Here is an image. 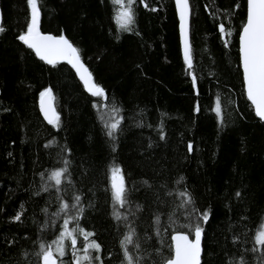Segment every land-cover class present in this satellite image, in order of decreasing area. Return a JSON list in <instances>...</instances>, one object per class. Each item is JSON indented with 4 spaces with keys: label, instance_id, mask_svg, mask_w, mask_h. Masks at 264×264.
Returning <instances> with one entry per match:
<instances>
[{
    "label": "trees",
    "instance_id": "obj_1",
    "mask_svg": "<svg viewBox=\"0 0 264 264\" xmlns=\"http://www.w3.org/2000/svg\"><path fill=\"white\" fill-rule=\"evenodd\" d=\"M37 2L39 31L64 36L107 99L87 94L67 64H48L19 41L27 0H0V264H41L40 245L55 253L65 219L70 230L95 233H76L78 256L91 241L100 245L99 253L89 249L100 256L91 264H127L121 241L131 230L130 255L162 264L170 235L190 236L196 225L200 264H264L255 243L264 224V122L244 96L237 57L244 0H188L191 68L172 0H134L127 31L117 21L127 0ZM48 89L58 125L37 109ZM113 118L122 119L109 136ZM65 167L57 187L48 177ZM113 167L125 178L124 208L112 201ZM64 246L63 264H74L69 239Z\"/></svg>",
    "mask_w": 264,
    "mask_h": 264
},
{
    "label": "snow or ice",
    "instance_id": "obj_2",
    "mask_svg": "<svg viewBox=\"0 0 264 264\" xmlns=\"http://www.w3.org/2000/svg\"><path fill=\"white\" fill-rule=\"evenodd\" d=\"M117 4H122V0H114ZM248 11L246 23L242 28V33L240 35V51L242 55V67L244 72V80L247 88L248 99L255 106L256 115L264 120V0H247ZM28 5L31 8V22L27 27V32L20 35L18 38L30 49H33L36 55L49 64H55L58 59H66L73 68L80 73V79L84 82L86 89L95 97H102L107 99L104 89L99 87L96 83L92 81L91 74L80 61L78 50L73 47V45L64 37L60 36L58 39L48 35H41L39 32V15L40 11L38 8L37 0H27ZM134 0H127V7L120 13L117 17V21L122 30H129V25L133 23L134 13L132 12L131 5ZM178 7H180V18L182 21L181 27L183 29L186 18V13L188 10V0H176ZM221 33H225V27L223 25L219 26ZM0 31L3 28L0 27ZM226 35H231L230 32ZM227 43V41H225ZM185 60L188 67L191 68V58L189 49L185 48ZM195 79V78H194ZM48 96L51 98V89L46 90L41 93L42 105L41 110L45 113V118L51 124L53 120L59 122V116L56 115L55 110L49 105V109H45L43 105V97ZM49 111L52 112V117L49 118ZM114 113L118 114V109H113ZM217 115L220 114V103L217 101L216 105ZM122 119V118H120ZM120 119L113 118L111 122H106V127L108 128V135L113 136L117 131ZM192 146L189 145V150ZM67 164V161H65ZM67 167L54 170L48 177L50 181H54L55 186L59 187L62 184V178L65 177L67 173ZM43 178V174H42ZM182 179V178H181ZM111 194L114 206L118 205L120 208H124L128 203L127 188L125 185V178L122 169L118 167H113L111 170ZM237 196L240 193H236ZM180 196L184 197V203H191V197L186 192H180ZM76 204L80 202V197H75ZM68 204H62L61 211H66L68 209ZM79 213H83V208L78 209ZM21 215L17 214L14 218L16 221L21 219ZM115 218L117 220L122 219L120 213H115ZM203 221L208 220V213L205 212L200 217ZM73 219H79V217H74ZM127 219V217H123ZM70 221L65 219L63 224V231L60 233V238L55 241L56 251H52V245L45 246L40 245V253L42 264H63L62 257L65 254V239H69L71 242V248L73 250V256L76 257L74 264H82V261H87L91 264L92 260H100V256L92 257L89 253V249L100 252L101 248L98 243L91 241L86 248L83 249L84 255L80 257L77 255V238L76 233H82L86 238L94 236L95 233L84 232L83 229H69ZM156 223H159V218L157 217ZM203 229L196 225L194 228L195 239L190 240L189 236L186 234L173 235L171 237L174 250V256L166 261V264H200L201 257V237ZM134 230H131L124 239L121 241V247L124 249V259L127 264H139L138 259H134L130 255L127 245L133 244ZM255 242L258 245L264 246V227L259 229L255 236ZM254 251L256 249H253Z\"/></svg>",
    "mask_w": 264,
    "mask_h": 264
},
{
    "label": "water",
    "instance_id": "obj_3",
    "mask_svg": "<svg viewBox=\"0 0 264 264\" xmlns=\"http://www.w3.org/2000/svg\"><path fill=\"white\" fill-rule=\"evenodd\" d=\"M172 5H173V9H174L175 17H176V19H177V35H178L179 48H180V52H181V54H182V57L185 58V48H186V47L188 48V42H187V17H188V10H187V13H186L185 21L183 22L184 27H183V29H182V27H181L182 21H181V18H180V11H181V9H180V7H178V5H177V3H176V0H172ZM247 11H248V2H247V0H244V18H243V22H242V24H241V26H240V28H239V30H238L237 38H236V41H237V57H238V65H239V70H240L241 84H242V89H243L244 96H245L246 100L248 101V103H249V105H250V107H251V109H252V112H253L254 116H255L256 118H258L260 121H263V122H264V120H261V119L256 115L255 106H254V105L252 104V102L248 99L247 88H246V83H245V80H244V72H243V67H242V55H241V51H240V35H241V33H242V28H243V26H244L245 23H246ZM30 22H31V15H30V21H29V24H30ZM26 32H27V30H26ZM26 32H25V33H26ZM39 32H40L41 35H48V36L55 37V38H57V39L61 36V35H53V34H51V33H47V32H41V31H39ZM25 33H24V34H25ZM18 39H19V38H18ZM19 41H20L22 44H24L20 39H19ZM24 45H25V44H24ZM25 46H26V45H25ZM29 49H30V48H29ZM30 50L32 51V53L34 54V56H35L36 58L40 59V58L36 55V53H35V51H34L33 49H30ZM40 60H41V59H40ZM42 61H44V60H42ZM44 62H46V61H44ZM56 62H63V63H65V64H67V65L72 69V71H73V73L75 74L76 78L79 80V82H80V84H81L83 90H84L87 94L91 95V93L86 89V87H85V85H84V82L80 79V73H78V72L76 71V69L73 68L72 65L69 64V63L67 62L66 59H58ZM46 63H47V62H46ZM81 63H82V62H81ZM48 64H49V63H48ZM82 64H83V63H82ZM84 67H85V66H84ZM85 68H86V67H85ZM41 105H42V98H41V94H40L39 97H38V101H37V109H38V112H39L41 118L43 119V121L46 122V123H49V122H48V119L45 118V113H44V111L41 110ZM43 105H44V108H45V109H49V105L51 106L52 109H54L53 106H52V103H51V101H50V99H49L48 96H44V97H43ZM51 117H52V112L49 111V118H51ZM178 234H185V233H182V232H174V233H172V234L170 235V242H171V256H170V258L174 256V250H173V244H174V242L172 241L171 237H172L173 235H178ZM189 239H190V240H194V239H195L194 230L192 231L191 235L189 236ZM167 260H168V259H167ZM167 260H165L162 264H166V261H167ZM41 264H42V260H41Z\"/></svg>",
    "mask_w": 264,
    "mask_h": 264
},
{
    "label": "rangeland",
    "instance_id": "obj_4",
    "mask_svg": "<svg viewBox=\"0 0 264 264\" xmlns=\"http://www.w3.org/2000/svg\"><path fill=\"white\" fill-rule=\"evenodd\" d=\"M262 227H264V224L261 225L260 229H261ZM255 243H256V242H255ZM256 244H257V243H256ZM82 264H88V262H87V261H82Z\"/></svg>",
    "mask_w": 264,
    "mask_h": 264
}]
</instances>
